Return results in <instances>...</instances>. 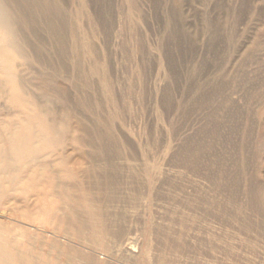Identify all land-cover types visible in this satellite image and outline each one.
Returning a JSON list of instances; mask_svg holds the SVG:
<instances>
[{
    "label": "rangeland",
    "instance_id": "obj_1",
    "mask_svg": "<svg viewBox=\"0 0 264 264\" xmlns=\"http://www.w3.org/2000/svg\"><path fill=\"white\" fill-rule=\"evenodd\" d=\"M83 1L65 0L60 82L109 146L76 168L106 264H264V167L221 179L243 156L232 122L264 127V0H88L78 17Z\"/></svg>",
    "mask_w": 264,
    "mask_h": 264
},
{
    "label": "bare ground",
    "instance_id": "obj_2",
    "mask_svg": "<svg viewBox=\"0 0 264 264\" xmlns=\"http://www.w3.org/2000/svg\"><path fill=\"white\" fill-rule=\"evenodd\" d=\"M87 7L83 1L77 16ZM69 28L65 0H0V264H106L95 241L96 214L78 193L83 183L76 168L106 158L109 146L98 125L90 127L77 116L60 82L73 53ZM254 124L242 133L232 122V143L252 159L237 157L234 172L221 173L223 182L235 180L236 170L245 171L252 160L264 167V127ZM203 148L198 147L199 160ZM217 160L216 167L224 157ZM262 186L251 187V205L259 212H264Z\"/></svg>",
    "mask_w": 264,
    "mask_h": 264
}]
</instances>
